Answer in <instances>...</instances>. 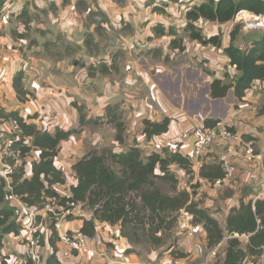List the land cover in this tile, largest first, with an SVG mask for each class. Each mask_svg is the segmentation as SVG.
Here are the masks:
<instances>
[{
    "label": "crops",
    "instance_id": "0c3cea01",
    "mask_svg": "<svg viewBox=\"0 0 264 264\" xmlns=\"http://www.w3.org/2000/svg\"><path fill=\"white\" fill-rule=\"evenodd\" d=\"M0 1L2 2L0 7V106L5 108V110L2 109V111H5L4 114L8 115L11 112H19L20 115L27 120L28 124H34L40 130H47L49 132H55L58 128L63 130H79V128H77V126L80 125L79 114L77 109L72 106V102L80 97L81 99H85L84 101L88 106V119H99L100 122L98 125H91L94 127L88 126L86 130L82 132L79 131L81 133L77 135V139L74 136L76 134H74L68 141L61 144V151L55 160V165L64 173L66 183L63 185H56L54 189L62 197L72 196L71 189L78 184L73 167L88 154L100 151L102 147L105 148L104 146L112 147L115 153L126 152L131 147H137L143 151L144 157H148L152 153H163L164 149H168L170 145L168 142L169 140L181 138V140L177 141H183L191 130L195 131V127L200 122L197 121L198 119L226 122L233 130L249 137L248 141H253L255 143L256 153L259 154L262 159L257 163L248 162L245 158H239L235 162V180L228 186H221L215 183L212 184L202 179L200 177V171L194 172L192 175H187L185 171L174 168L181 176L191 179L189 185L186 183L183 189H187L191 193L194 192L192 197L193 200L208 210L210 214L219 221L223 229L226 227L227 217L231 210L238 208L242 199L249 201L264 197V82H256L253 87L247 91L243 102H240L235 97L233 90H230L227 96L222 99H212L209 101L208 98H205L207 94L210 96V86L213 80L220 79L232 84L239 76V72L230 65V60L225 54V49L231 45L230 34L237 24L236 20L226 24H217L201 20L203 23L204 35L207 36V38L219 35L220 29L226 28V26L227 30L226 33H223L224 36L220 48L212 45L198 46L193 44V46H189L183 53L176 52L179 53L178 55H184L185 58L186 56L190 57L191 61L192 58L194 59L191 68H187L186 70L187 77L183 76L182 73L181 77L173 78L172 72L162 73L158 70L159 74L157 76L161 78L160 80H162L163 83L172 84L173 82H177V84H179L178 88L171 89L168 92L165 87V91L164 89L160 91L163 93V95H161L164 100L166 98L168 100H173L174 95H178L179 98H181L180 102L182 105L175 102L180 112L177 113V116L173 115L175 119L174 117H170L171 124L169 132L152 139L146 138L143 134L144 121L151 120L160 123L164 118L165 111L162 109L160 102L156 104L157 98L148 100L144 98V96L138 97L137 93L136 98L134 97L132 100L135 103V109L131 114H127L128 118L125 116L127 120L125 140L123 143H119L116 140V128L110 124H103L104 121H107L104 119L105 108L112 102L119 103V101H121V94L126 93L131 86L136 85V76L130 72L129 75L126 76V82L116 81L115 76L109 75L113 73V68L112 64L108 63L106 64L107 69L105 68V70L110 73H100L106 75L97 74L95 77H85V74L80 73L75 77L78 79L77 85L73 83L77 65L71 62H62L61 59L51 61L47 58L43 45L37 49L35 48L36 50H32L39 53L36 63H28L20 52V47L26 44L27 41L23 38L21 44H19L17 41L19 38L16 37V33H22V35L24 33H29L31 38L40 41V29H42V27L40 24L37 25L36 28L32 27L34 22L33 16L38 13L39 9L46 7L48 1L54 0ZM63 1L64 0H57L55 2L57 5L62 6ZM122 1H127L123 11L118 8L114 0H97L96 3L97 7L107 15L110 21H114L118 24L122 22H133V24H137V8L142 6L146 7L147 3H149V6H152V0ZM153 1L154 4L158 2L156 0ZM165 1L169 3L175 2V0ZM185 1L189 0H180L179 3L183 4ZM193 1L197 3L190 5L200 6L212 0ZM214 1L217 2L219 0ZM71 7L76 10L75 5ZM22 11L30 15V28L28 29L22 25V21L19 19L22 15ZM238 16L241 18L247 17L254 21H262L263 17L256 16L247 11H244ZM143 22L149 23V25L145 27V29L149 30L151 27V20L146 18ZM58 23H60L61 29L67 34V38L75 41V43L79 45L80 41H76L73 38L78 39L75 37L77 36V32L81 37L85 29L83 19L76 13L73 15L65 13L62 17L59 16L58 19L50 22L51 28H56V24ZM35 29L37 30L35 31ZM44 29L46 30L42 29L41 32L53 34V30L48 28ZM240 33L241 34L237 37L234 44L238 48H243L253 41L261 40L264 36V27L253 28V30L249 32L241 30ZM28 49L30 50V48ZM29 66H31L32 71H34V68L36 69L35 72L37 75L42 76L39 77L33 75V72L30 73L31 69ZM35 66H37V68ZM52 68L53 71H59L64 75L60 84L52 83L50 77L47 76L48 70ZM128 69L132 70V66L129 65ZM21 70H24L26 73L24 79L25 88L35 95L34 100L28 101L25 104L19 102L13 89L14 76ZM83 70L86 72L85 69ZM118 70L121 72L120 68ZM207 72H210L211 75L207 74ZM29 75H31L30 83L32 85H30L27 79ZM191 76H193V79L190 78ZM148 77L149 76L146 75V80L143 81L145 86L151 85ZM84 79H86V81L83 83ZM185 79H189L188 82L190 85H186ZM41 81H49V84L45 86V90L42 87ZM137 86L138 85H136V87ZM50 88H53V90H49ZM168 100H165V102L169 104ZM122 101L130 103L131 99L128 100L126 98ZM151 103H155L156 105L152 106ZM18 108L19 110H17ZM43 109H50V114L45 122L41 121L40 116L34 119L30 118L32 115L42 112ZM210 110L213 111L211 114ZM106 128L110 129L109 132L112 137L110 144L106 143L108 140L105 135H103ZM188 139V141H192L193 138ZM30 144L31 139H29V146ZM190 147L189 145L186 149L190 150ZM224 152L225 149L223 146L221 144L218 145L216 148L217 156L222 155ZM4 156H6L5 149L0 151V166L2 169V176L0 177L2 178H4L5 171ZM39 159L40 152L35 149L26 157V178L31 177L33 164L38 162ZM213 159L214 157H208L205 164L214 163ZM20 164L21 161L17 163V165ZM5 180L8 181L9 177ZM192 186H195V189H192ZM73 215L78 219L65 222L62 233H59L61 238L64 234L69 232L80 231L83 226V220L80 218L90 220L93 217L91 211H76ZM42 222L40 233L44 244H42L40 264H46L52 252L48 243L51 230L46 219L42 218ZM95 225L97 233L94 236V243L90 246L89 252L73 254L62 240L58 243V256L63 264H166L174 257V252L175 257L178 255V252H181L187 255V259H191L196 264H204V262L208 260L207 256L211 252L207 247L206 232L201 225L194 226V235L192 237H189L188 234L186 237L183 236L184 239L169 247V250L164 253V256L161 255L162 251L158 250H153L151 252L137 250L136 244L134 243L135 241L131 243L127 237L122 235V227L120 224L111 225L96 220ZM22 233L20 236L10 234L5 237L4 246L1 249L0 264L28 263L26 246L21 239L23 236ZM226 245L227 243H222L215 249L222 259L225 256ZM259 264H264V256L259 259Z\"/></svg>",
    "mask_w": 264,
    "mask_h": 264
},
{
    "label": "trees",
    "instance_id": "16d2710c",
    "mask_svg": "<svg viewBox=\"0 0 264 264\" xmlns=\"http://www.w3.org/2000/svg\"><path fill=\"white\" fill-rule=\"evenodd\" d=\"M1 5L0 1V7ZM243 11L264 17V0H219L217 2L212 0L195 6L186 14L188 21L186 31L191 40L203 46L212 45L220 48L222 34L207 38L195 26V23L204 20L226 24L235 21ZM26 16L27 14L23 13L19 19H24ZM240 30L241 25L236 24L230 34L231 45L225 49L230 65L239 72V76L232 84L220 79L213 80L210 86L212 99L225 98L228 92L233 90L235 97L243 102L247 91L256 82H264V36L259 41H253L243 48H238L234 42ZM154 31L160 33L159 36L166 35L165 30L160 28H155ZM85 43L89 44L88 41ZM171 48L181 52L186 50L177 39L171 42ZM66 50H68L67 47ZM207 74L211 75L210 72ZM24 79V70L19 71L13 79V89L20 103H27L34 95L25 88ZM73 107L78 111L81 129L100 123L99 120H87L85 107L78 106L77 103H73ZM5 116L14 118L20 123L23 136L31 139V144L29 146V144L19 143L13 146L12 149L19 152L17 159L21 161L20 165L16 166L17 159L4 158V163L13 166L14 169L8 176V181L0 177V255L6 236L10 234L20 236L22 233L15 210L8 202L9 195L15 194L30 207L38 209L44 208L48 198L55 200L59 206L66 207L67 203H74L89 207L93 217L90 220L80 218L83 220L80 232L91 237L97 233L95 225L97 220L111 225L120 224L122 235L132 243L134 239L128 230L137 229V225L145 226L143 220L147 218V224L150 226L149 234L158 248L162 247L164 242L157 236L158 233L167 227L170 229L176 227L179 215L185 212L192 216L193 226L203 227L207 235L209 251L215 250L222 243H227L225 256L218 264H247L248 262L259 264L258 260L264 256V197L249 201L242 199L239 207L231 210L226 227L223 229L208 210L193 200L194 192L191 193L179 187L180 181L174 168L185 171L187 175L193 173L192 164L187 155L173 154L169 149H164L163 153H152L144 157L143 151L137 147H131L122 153L103 148L88 154L74 165L73 170L78 184L72 187L71 197H62L54 186L65 184L66 177L56 167L55 160L61 151V144L80 130L58 128L55 132H49L40 130L34 124H28L19 112H11ZM109 118L108 123L117 130V142L123 143L124 124L117 116L109 115ZM214 123V120L205 121L207 126H212ZM170 124V118H165L161 123L145 120L143 134L147 139L162 136L169 132ZM244 137L247 141L249 140V137ZM33 149L40 152V159L33 164L31 177L26 178L25 159ZM200 177L214 184L224 177V172L219 164H204L200 170ZM192 189H195V186H192ZM75 219L78 218L74 215H68L66 218L67 222ZM49 228L51 236L48 243L52 252L46 264H63L58 256V243L61 241V236L53 222ZM42 244H44L43 239ZM176 257L186 258L187 255L178 252ZM28 264L32 263L28 262Z\"/></svg>",
    "mask_w": 264,
    "mask_h": 264
},
{
    "label": "rangeland",
    "instance_id": "374dc122",
    "mask_svg": "<svg viewBox=\"0 0 264 264\" xmlns=\"http://www.w3.org/2000/svg\"><path fill=\"white\" fill-rule=\"evenodd\" d=\"M55 1L57 0L50 2L48 1L46 3V7L39 9L38 13H36L33 16L34 22L32 24L33 28H36L37 25L40 24L43 30H46L44 28L51 29L53 30V34L52 33L50 34L49 32L46 33L41 32L42 29H40L41 38L40 41H37L31 38L29 33L28 34L24 33L25 31L23 32L24 33L23 35L22 33L19 34L16 33V37L19 38L17 40L19 44H21V40L23 38L25 41H27L26 44H23L20 47V52L24 56L26 61H28V63H36V61L38 60L37 55H39V53L34 52L32 50H36L37 48L43 45L47 58L50 59L51 61H57L61 59L62 62L65 63L71 62L72 64L77 65L73 78L74 80L73 83L77 85H78V79L75 77H77V75H79L80 73L85 74L84 75L85 77L86 76L95 77L97 76V74L100 73H110L109 71L105 70V68L107 69L106 64L108 63L112 64V68H113V73H110L109 75L115 76L116 81L126 82L127 81L126 76L129 75L130 72L131 74H134L137 78V82L135 84L138 86L137 87L136 85L131 86L129 88V91H127L126 93H122L121 94L122 98L121 101H119V103L112 102L109 105H107V107L105 108V117H104V119H106L107 121H104L103 124L106 125L109 124L108 123V121L110 120L109 115L110 117L117 116L120 122L124 124L126 131L127 120L125 118L127 117V114H131L135 109V103L132 100L134 99V97L136 98L137 93H138L137 95L138 97L144 96V98L148 100H153L154 98H157L156 104L157 102H160L162 109L165 111L164 118L161 120V122L165 118H170V117L173 118L174 116H177V113L180 111L178 110L175 102L179 103V105H182V103L180 102L181 98H179L178 95L176 96L174 95L173 100H168L166 98L165 100L169 101L168 104L165 102L164 98L162 97L163 93L160 91H163V89L165 91L166 88L168 92L171 89L178 88L179 84H177V82H173L174 85L173 83L172 84L166 82L163 83L162 80H160L161 78L157 75L159 74L158 70H160L162 73H166L169 71L172 72L173 78L174 77L178 78L179 76L181 77L182 73L183 76L187 77L186 70L187 68H191L194 59L192 58L191 61L190 57L188 56H186L185 58L184 55H178L179 53H183V52L177 49H172L171 42L174 39H177L186 48V50L189 48V46H193V44H196L198 46L201 45L199 42L191 40L189 37V33L186 31V26L188 24L186 14L191 8L195 7V5H190V4L197 2H194L193 0H189V1H185V3L183 4H180L179 3L180 0H175V2H170V3L165 0H160V1L156 0L158 2L154 4V1L152 0V2L150 1L152 6H149V3H147L146 7L142 6L137 8V24L135 23L133 24V22H122L118 24L114 21H110L107 15H105L97 7V3H96L97 0H64L62 6L57 5ZM114 2L117 3L118 8L121 9L122 11L123 9H125V5L127 1L114 0ZM74 5L76 6V10L75 8L72 9L71 7ZM23 13H25V11H22V14ZM65 13H69L72 15L76 13L84 21L83 25L85 29L81 34V37L77 32L76 33L77 36L75 37H77L78 39L73 38L76 41L77 40L80 41L79 45H77L75 41H72L69 38H67L68 36L61 29L60 23L56 24L57 26L56 28L55 27L51 28L50 22L55 21V19H58L59 16L62 17ZM26 14L27 16L24 19H20V20L22 21L21 22L22 25L25 26L26 29H28L30 28L29 23L31 19H30V15L28 13ZM239 17L240 16H238V19L236 18V23L237 25H241L242 31L249 32L253 30V28H246V25L244 23L245 21H243L241 17L240 18ZM146 18H149V20H151V24H150L151 27L149 30L145 29V27L148 26L149 23L143 22ZM243 18H245L246 22L249 24L254 23L253 19H249L247 17H243ZM25 20H27L26 23ZM195 26L198 29H200L204 34L203 23L201 21L196 22ZM155 28H160L161 30H165L166 35L159 36L158 34L160 33H156L154 31ZM36 30L37 29H35V31ZM226 30H227V26L226 28L224 27L220 29V34H222V38L224 36L223 33H226ZM170 33H172L173 35H171ZM240 34L241 33H239V35ZM27 37L30 38L26 39ZM87 41L89 43L88 45L85 43ZM66 47L68 48V50H66ZM28 48H30V50ZM129 65L132 66V70L128 69ZM35 67L37 68V66ZM29 68L31 69L30 73L33 72V75L39 76L35 72L36 71L35 68L34 71H32L31 66H29ZM117 68L118 69L120 68L121 72ZM83 69H85L86 72H84ZM100 75H106V74H100ZM146 75L149 76L148 80L150 81L151 85L145 86L143 84L144 83L143 81L146 80L145 79ZM41 76L42 75H40L39 77ZM47 76L50 77L52 83L60 84L61 79L63 78L64 75H62L61 72L59 71L58 72L53 71L52 68L48 70ZM30 77L31 75L27 77L29 83H30ZM190 78L193 79V76H191ZM189 79H185L186 85L189 84L188 82ZM85 81L86 79L83 80V83ZM41 84L43 89L45 90V86L49 84V81H44V82L41 81ZM30 85L32 84L30 83ZM49 90H53V88H50ZM126 98L128 100L131 99V102L127 103L126 101H122L123 99ZM205 98L206 99L208 98L209 101L212 100V98L208 96V94L205 95ZM34 99H35V95H33V98L31 100ZM84 100L85 99H81L79 97V99H76L75 101L72 102V106L73 103H77L78 106L85 107V112L88 119L89 116L87 109L88 106ZM156 104L154 103L152 104V106ZM2 109L5 110V108H2L0 106V111L4 114L5 111H2ZM17 110H19V108ZM212 112L213 111L210 110V114ZM49 114H50V109H43L42 112H39V114H34L31 117L35 118L40 116L41 121L45 122V120L48 119ZM197 121L200 120L198 119ZM89 127H94V126L90 125ZM77 128H79V130L82 132L86 130V128L88 127H84L81 130L80 125H78ZM73 130H77V129H73ZM109 130L110 129L106 128V131L103 132V135H105V137L108 140L106 142L107 144H110L112 138ZM81 132H78L76 133V135H74L76 139H77V135H80ZM124 137H125V133H124ZM188 138L190 139L195 138V131L191 130V132L187 135L186 139L183 141H177V140H181V138H176V139H171L168 142L170 145L179 144L180 146L183 145L182 142H184V144H186V146L188 147L189 146ZM104 147L112 149V147L110 146H104ZM1 150L3 151L4 148H1L0 151ZM191 151L192 149L187 150L186 152H191ZM5 157L6 156H4V158ZM1 170L2 169L0 166V176H2ZM177 176L180 181L179 182L180 189H183L186 183L189 185L191 180L189 179V177L187 178L183 177L179 173H177ZM76 211L89 212L91 211V209L89 207L81 206V208H76L74 210V212ZM41 220L42 219L40 218L39 222H41ZM52 222L54 221L48 220V225L50 226ZM143 222H145V226L137 225V229L133 231L128 230L129 234L135 241L136 249L147 252L158 250V251H162L161 255L164 256L165 255L164 253H166L169 250V247L171 245L175 243H179L184 239V237H186L187 224L190 221H188V218L183 213H181L179 215L178 222L175 225L176 227H173L172 229L167 227L161 233H158L157 236L162 238L164 241L163 246L160 248H158L157 244H154L152 241V238L149 234L150 226L149 224H147L148 223L147 218L146 220H143ZM22 235H24V233H22ZM161 248H163L164 250ZM220 260H222L220 254L216 253V256L208 260V264H218Z\"/></svg>",
    "mask_w": 264,
    "mask_h": 264
},
{
    "label": "built area",
    "instance_id": "2783aa9c",
    "mask_svg": "<svg viewBox=\"0 0 264 264\" xmlns=\"http://www.w3.org/2000/svg\"><path fill=\"white\" fill-rule=\"evenodd\" d=\"M244 12V11H243ZM241 12V13H243ZM240 13V14H241ZM245 21L246 28H258L264 27V18L262 21H254V23H247L245 18H241ZM261 20V19H260ZM245 135L233 130V128L224 121H215L212 126H207L205 120H200L195 128L196 141L191 147V152H186V144H172L169 146V151L173 154L181 153L187 155L192 164V171H200L203 165L206 163L208 157H214L213 161L219 164L224 172V177L215 184L217 185H231L236 176L235 162L239 158H245L248 162L261 161L262 157L256 153L255 143L253 141H247ZM189 145H190V141ZM22 143L23 145L29 144V139L23 136V130L20 123L11 117H6L0 111V149L6 150V157L19 158V152L13 150V146ZM222 145L225 152L217 156L216 148L218 145ZM17 163L20 160L17 159ZM14 167L5 164L4 178L8 179V176L12 173ZM192 173V174H193ZM10 206L15 210V216L19 224L22 227L24 235L21 239L24 241L27 251L28 262L32 264H40L41 251H42V236L40 229L42 227V220L39 222V218H44L47 221L53 220L55 229L58 233H62L63 226L67 222L68 215H73L76 208H81V205L74 203H67V206H59L55 200L48 198L44 203L43 209L36 207H30L25 203L21 197L15 194H11L8 197ZM188 218L186 233L189 237H192L195 233L194 226L191 224L192 216L182 212ZM61 240L66 244L71 253L89 252L90 246L94 243V237L86 235L80 231L70 232L64 234ZM216 250H212L207 259L216 256ZM208 260L204 264H208ZM28 264V263H27ZM166 264H196L191 259L173 257Z\"/></svg>",
    "mask_w": 264,
    "mask_h": 264
},
{
    "label": "water",
    "instance_id": "95a60500",
    "mask_svg": "<svg viewBox=\"0 0 264 264\" xmlns=\"http://www.w3.org/2000/svg\"><path fill=\"white\" fill-rule=\"evenodd\" d=\"M195 141H196V138H193L192 141H190V146H191V147H193ZM191 147H190V148H191ZM190 150H191V149H190Z\"/></svg>",
    "mask_w": 264,
    "mask_h": 264
}]
</instances>
